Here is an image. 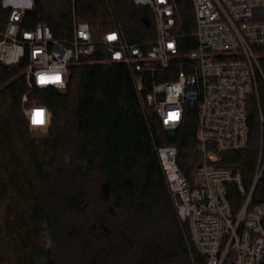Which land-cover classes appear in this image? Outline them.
<instances>
[{"label": "trees", "instance_id": "trees-1", "mask_svg": "<svg viewBox=\"0 0 264 264\" xmlns=\"http://www.w3.org/2000/svg\"><path fill=\"white\" fill-rule=\"evenodd\" d=\"M3 1L0 29L10 12ZM73 18L88 24L94 39L113 30L130 43L155 38L149 10L131 0H32L25 27L42 22L54 38H64ZM179 23L181 41L195 47L189 5L180 9ZM24 69V61L0 64V264H205L177 216L156 155L157 147H174L191 183L200 161L194 108H185L170 134L151 108L141 107L128 69L107 61L100 46L68 67L64 90L32 88L25 103ZM166 79L161 73L148 78ZM32 102L49 112L47 132L36 138L23 114ZM258 102L249 107L247 149L220 154L213 163L241 173L246 186L261 140L264 86ZM228 198L234 207L240 201L235 192ZM261 202L264 170L251 199Z\"/></svg>", "mask_w": 264, "mask_h": 264}, {"label": "built area", "instance_id": "built-area-1", "mask_svg": "<svg viewBox=\"0 0 264 264\" xmlns=\"http://www.w3.org/2000/svg\"><path fill=\"white\" fill-rule=\"evenodd\" d=\"M131 1L149 10L155 32L151 41L130 43L115 30L94 39L88 24L74 18L70 35L54 38L45 23L25 27L32 0H4L2 5L10 12L0 29V64L25 62V103L32 88L64 90L68 67L84 63L100 46L107 61L128 69L141 107L151 108L164 129L175 131L185 108H194L200 161L191 183L176 164V149L156 148L177 216L205 264H264V202L251 204L264 170L261 112V140L251 182L246 186L241 173L213 166L218 155L241 152L249 145V107L258 105L259 88L264 86L259 60L264 49V0ZM188 5L194 21L189 34L193 48L179 34L180 9ZM157 73L168 79L148 80ZM37 113L43 123H33ZM23 114L29 130L46 134L45 107L32 102ZM231 192L240 197L235 207L228 198Z\"/></svg>", "mask_w": 264, "mask_h": 264}, {"label": "water", "instance_id": "water-1", "mask_svg": "<svg viewBox=\"0 0 264 264\" xmlns=\"http://www.w3.org/2000/svg\"><path fill=\"white\" fill-rule=\"evenodd\" d=\"M140 21L143 25H145V26L147 25V20L145 18H142ZM168 131L170 134H173L175 132L173 129H170Z\"/></svg>", "mask_w": 264, "mask_h": 264}, {"label": "snow or ice", "instance_id": "snow-or-ice-1", "mask_svg": "<svg viewBox=\"0 0 264 264\" xmlns=\"http://www.w3.org/2000/svg\"><path fill=\"white\" fill-rule=\"evenodd\" d=\"M42 80H43V78H42ZM36 115H37V114H36ZM36 115H35V117H34V119H33V123H34V124H40V123H43L42 120H39V121L36 120ZM40 115H41V114H40ZM171 115H172L173 118H175V115H176V114H171Z\"/></svg>", "mask_w": 264, "mask_h": 264}, {"label": "rangeland", "instance_id": "rangeland-1", "mask_svg": "<svg viewBox=\"0 0 264 264\" xmlns=\"http://www.w3.org/2000/svg\"><path fill=\"white\" fill-rule=\"evenodd\" d=\"M29 134L32 136V137H40V136H42V135H40V134H38V133H36L35 131H31V130H29Z\"/></svg>", "mask_w": 264, "mask_h": 264}, {"label": "clouds", "instance_id": "clouds-1", "mask_svg": "<svg viewBox=\"0 0 264 264\" xmlns=\"http://www.w3.org/2000/svg\"><path fill=\"white\" fill-rule=\"evenodd\" d=\"M36 120H37V121L41 120V119H40V113H37V115H36Z\"/></svg>", "mask_w": 264, "mask_h": 264}]
</instances>
